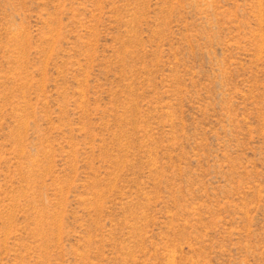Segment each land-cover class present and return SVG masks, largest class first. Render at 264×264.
Listing matches in <instances>:
<instances>
[{"label": "rangeland", "instance_id": "374dc122", "mask_svg": "<svg viewBox=\"0 0 264 264\" xmlns=\"http://www.w3.org/2000/svg\"><path fill=\"white\" fill-rule=\"evenodd\" d=\"M0 264H264V0H0Z\"/></svg>", "mask_w": 264, "mask_h": 264}]
</instances>
